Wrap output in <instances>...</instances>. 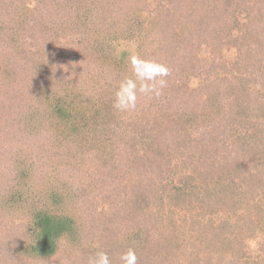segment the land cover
Instances as JSON below:
<instances>
[{
	"label": "trees",
	"instance_id": "trees-1",
	"mask_svg": "<svg viewBox=\"0 0 264 264\" xmlns=\"http://www.w3.org/2000/svg\"><path fill=\"white\" fill-rule=\"evenodd\" d=\"M261 1L0 0V264H264Z\"/></svg>",
	"mask_w": 264,
	"mask_h": 264
},
{
	"label": "rangeland",
	"instance_id": "rangeland-1",
	"mask_svg": "<svg viewBox=\"0 0 264 264\" xmlns=\"http://www.w3.org/2000/svg\"><path fill=\"white\" fill-rule=\"evenodd\" d=\"M38 1H33L32 2V4L30 5L31 7L29 8V9H25L26 11H28L29 10V12L28 13H31V10H33L36 6L38 7ZM261 5L262 6H264V2L263 1H261ZM42 7V6H41ZM44 7V6H43ZM56 7H53V9L51 10L50 8H41L40 10H41V13H37L36 15L37 16H35V20H34V22H33V24H34V28H33V30H32V33H37L36 35H39L40 33H42L41 31L40 32H38V30H40L39 29V27H41V28H43L44 26H43V24L44 25H52V26H54V27H61L60 26V23L62 22L61 21V17H62V15H65L64 14V12H62V11H57L56 9H55ZM21 10H23L24 11V8H22ZM37 10V9H36ZM39 15H43L44 16V18H43V22H41V19L39 18ZM53 36H54V34H52V33H47V35L46 36H43V38L41 39V38H39V40H37L36 41V44L37 45H39V47H41V48H39V51H38V53H39V55H41V52H42V49L43 48H45L46 46H47V43L49 42V41H51V39L53 38ZM42 37V36H41ZM56 38V37H55ZM32 40H34V38H32ZM61 40L62 41H67V38H66V36H63V37H61ZM150 47V46H149ZM150 48H153L152 46L150 47ZM47 54V53H46ZM48 55V54H47ZM16 60V59H15ZM60 63H62V60H58ZM58 61H57V63H58ZM153 64L151 65V69H152V71H151V75H150V78H149V80L146 82V84H145V87H144V90L145 91H147L148 92V88L149 87H152L153 86V88H151L150 90H149V95L150 94H152V95H150L151 96V98H153V97H156V92H157V87H158V85H159V83H160V81H162V80H167V79H164V78H166V76L168 75V74H170L169 73V71H172V67H170L169 68V66H166V68H165V65H164V63L162 62V61H158V62H156L155 63V61L153 60ZM63 64H65L64 62H63ZM81 65V64H80ZM60 66V65H59ZM93 66V65H92ZM93 68H94V66H93ZM106 68L107 67H105V68H100V70L99 71H102V72H105L104 74H102V77L107 73V72H109L108 70H106ZM173 68H174V65H173ZM20 71H19V73L17 74V75H19L20 74V72L22 71V69H19ZM58 71H59V73L62 71V70H60V69H58ZM175 71H179V70H174L173 72H175ZM101 72V73H102ZM173 72H171V73H173ZM22 74V76H24V77H26L27 78V81L31 78V75H32V72L30 73H28V71L27 72H22L21 73ZM111 72H109V75H106V79H101L102 77H100V78H98V76L96 75L95 76V78H97L98 79V81H99V83H103V80H105V82H107V81H112L113 79H114V75L113 74H111ZM82 75H86V72L83 70V72H82ZM16 76V75H15ZM151 78L153 79L152 81H150L151 80ZM159 78V79H158ZM193 79H192V84H196L197 83V79L196 78H194V77H192ZM17 79H15V81H16ZM157 81H159V83L157 84ZM104 82V83H105ZM15 85L14 83H12L11 85H10V89L13 87V86ZM176 85V84H175ZM13 94L15 95V92H18L17 90H16V88H13ZM153 95H155V96H153ZM139 104H142L143 103V101H140V102H138ZM129 105L128 104H126V106H124V108H127ZM159 108V107H158ZM158 108L156 109V113H159V110H158ZM10 110H12V109H10ZM8 116H10V118L8 119V117L7 116H5V119H6V126H7V130L9 131V132H11L12 131V133H16L15 132V129H18V128H15V126H12L13 125V123H17V121H19L18 120V117L17 118H15L16 120L13 122V121H11V115L10 114H8ZM83 166V165H82ZM84 166H85V168H87L88 170V173L90 174V173H96V175H97V177H98V180H100L101 178H102V186H103V190L102 191H100V192H102V195H101V193H98V198H103V197H105V195H106V197H105V201H106V203H107V205H106V210H108V209H110V206H109V203H113L114 201L116 202V203H121L122 201H117L118 199H116V198H114L113 196H111L110 195V193H109V191L113 188V187H118L120 190H119V192H120V194L118 195V196H120L119 197V199H123L124 198V194L125 193H123L124 192V190L123 189H121L120 188V186H119V184L117 183V182H113V179H112V182L110 183V178L109 177H107V178H105V176H104V174H105V172H106V168L105 167H103V166H99V167H102V169L101 168H98V169H96V168H89V166H90V164H87L86 162L84 163ZM95 167V166H94ZM95 169H96V171H95ZM109 171V170H108ZM110 172V171H109ZM71 175H73V174H71ZM77 176L75 177V176H71L72 178L73 177H75V179H76V181L78 182V183H80V181H81V178H80V174H76ZM75 181V182H76ZM106 189V190H105ZM109 194V196H108V194ZM117 194V193H116ZM126 195V194H125ZM87 204H91V203H87ZM94 208V206H92V209ZM84 209L86 210V208L84 207ZM100 209V210H99ZM117 209L119 210V208L117 207ZM103 210V209H102ZM101 210V208H97V212H99V211H102ZM106 212H109V211H106ZM258 245V241H256V238H255V240H252L251 241V243H250V246H251V249H255V247ZM61 249H60V251H64V252H66L68 249L66 248V246H61L60 247ZM75 261L74 260H72L71 259V263H70V258L65 254V253H61L60 255H56L55 257H53V258H50V259H47L45 262H44V264H73Z\"/></svg>",
	"mask_w": 264,
	"mask_h": 264
}]
</instances>
